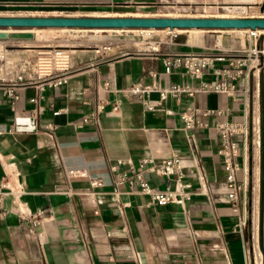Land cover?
<instances>
[{
  "label": "crops",
  "instance_id": "crops-1",
  "mask_svg": "<svg viewBox=\"0 0 264 264\" xmlns=\"http://www.w3.org/2000/svg\"><path fill=\"white\" fill-rule=\"evenodd\" d=\"M153 2L0 0V16L39 7L111 8ZM177 38L161 43L158 54L120 48L104 59L90 51L74 57L79 50L73 51V74L59 88L19 80V73L0 79V264H248V243L239 224L243 195L236 202L221 197L227 172L218 154L217 124L224 119L251 121L256 111L257 125V78L250 75L248 93L246 81H241L238 97L198 92L149 110L142 98L129 95L118 111H112L121 90L152 83V73L162 86L187 84L196 90L204 82L216 85L226 80L214 70L201 80L183 71L168 73L167 54L212 51L218 40L225 49L248 44L233 34L199 45ZM226 65L216 63L217 69ZM150 98L158 100L159 94ZM101 102L105 109L97 115ZM188 108L223 115L205 118L208 128L189 132L181 117ZM28 117L35 119V132L18 129L17 120ZM256 131L258 157V125ZM250 143L249 137V171ZM244 154L240 143L239 162H244ZM173 156L182 158L184 182L189 185L184 207L148 205L146 196L115 192L118 173L128 170L129 162L138 166L146 158ZM13 172L18 174L10 178L15 192L3 190L6 175ZM255 173L257 180L258 165ZM148 179L159 190L174 187L163 177ZM39 210L44 212L41 216Z\"/></svg>",
  "mask_w": 264,
  "mask_h": 264
},
{
  "label": "built area",
  "instance_id": "built-area-1",
  "mask_svg": "<svg viewBox=\"0 0 264 264\" xmlns=\"http://www.w3.org/2000/svg\"><path fill=\"white\" fill-rule=\"evenodd\" d=\"M190 30V29H187ZM212 32H222L225 30H209ZM228 31V30H226ZM261 30H246L248 35V44L242 46L239 49H225L222 43L219 44V40L216 43L214 50H208L207 52H186V53H174L167 54L164 58V65L167 72L183 71L185 75L194 79H202L204 75L214 70L217 76L224 75L226 80L219 82L216 85L210 83H202L199 90L191 88L187 84H172L168 86H162L157 81V75L152 73L153 82L150 84L138 83L134 84L126 89L121 90V97L112 103V111H118L123 98L131 95L137 96L144 100L146 107L149 110L160 108L170 98H176L180 100L183 96L194 97L198 92H216L220 94H229L233 97H238V84L241 81H246L244 89L248 93V79L250 75L257 78V86H261V77L263 83V125H264V49L259 46V39L261 37ZM171 39L177 38V33L169 31ZM159 47L150 48L149 51L154 54L160 53ZM63 48H56L54 50H43L44 52L39 55V69L34 71L30 69H23L18 76L19 80H28V82H35L36 80L42 81L50 87L59 88L66 85L73 74L74 63L73 57L67 54H61ZM117 50L112 45H107L97 50V54L104 59L111 58L117 54ZM45 63L44 68L41 69L40 63ZM226 62L227 65L223 69H217L216 63ZM30 68V67H29ZM153 93L159 94L158 100H151ZM260 97V95L258 96ZM33 102H37L36 98L32 99ZM105 109V105L101 102L97 106V115ZM221 111L214 110H199L194 108H188L182 113L181 117L184 121V127L187 131L192 132L196 129L208 128L209 125L205 118L210 116H222ZM256 111L252 116L251 121L245 120L242 122H236L233 120H221L217 124V130L221 141V148L218 154L223 159L224 168L227 172V185L225 192L222 194V199L228 202H236L239 195H243V208L247 209L248 205V190L250 181V171L247 167L246 149L248 145V139L251 134V130L256 134ZM259 134V147H261L260 137V115L258 123ZM255 141V140H254ZM240 143H243L245 148L244 162H239L240 156ZM263 146V162H264V132L262 138ZM0 160L3 158L0 156ZM182 158L179 156H173L170 158H163L157 160L155 158H146L141 160L138 166L129 162V169L120 171L118 173V180L115 184V192L117 194H135L148 197V205L166 206L168 204H178L184 207L185 201L189 198V185L184 182L185 172L182 168ZM123 163V162H121ZM18 175L16 172L6 175V181L2 184L1 188L10 192H15L11 187L10 178ZM149 175H155L168 179L174 183V187H168L167 190H159L154 187L149 179ZM260 175V170H259ZM254 177V174H253ZM257 182H260V177ZM96 183V182H95ZM254 183V180H253ZM258 192H260V186L258 185ZM255 190V188H253ZM1 191V190H0ZM252 206V223L256 225L257 229V243L259 238L263 236L264 242V196L260 206L259 198L257 204L253 199ZM236 211L238 210L237 206ZM43 210H39L37 216L43 214ZM36 219L37 216L29 214L28 217ZM248 217L243 215L241 220V229L246 226ZM37 224V222H36ZM259 245V244H258ZM260 249V247H259ZM254 257L256 264V251L254 249ZM262 259V257H261ZM249 264V262H248Z\"/></svg>",
  "mask_w": 264,
  "mask_h": 264
},
{
  "label": "rangeland",
  "instance_id": "rangeland-1",
  "mask_svg": "<svg viewBox=\"0 0 264 264\" xmlns=\"http://www.w3.org/2000/svg\"><path fill=\"white\" fill-rule=\"evenodd\" d=\"M258 4H254V3ZM143 17V18H257L264 17V0H154L150 4L102 7H39L31 11L9 14L5 17ZM3 17V16H0ZM10 31H30L33 38H7L0 39V79L12 78L23 69H39V53L43 50H54L57 47H66L75 53L90 51L97 54V50L104 46L112 45L118 51L125 48L128 51L136 49H150L159 47V42L165 44L170 39L169 31L163 29H65V28H15ZM202 31L179 30L177 39H183L194 45L206 43L207 40L216 41V37L225 35H238L243 42L248 43L246 32L236 30L213 33L209 30ZM44 33V34H43ZM259 46L264 49V31L261 32ZM43 34V35H42ZM127 48V49H126ZM73 57V58H74ZM30 67V68H29ZM260 97L257 98L258 117L260 115L261 147L257 145L256 134H250V181L248 190V205L246 226L243 234L247 244L248 262L255 264L254 249L256 251V264H264L263 236L257 243L256 225L252 223L253 199L255 205L259 198L260 206L264 196V162L262 138L263 125V83L261 77ZM257 127V126H256ZM255 140V141H254ZM258 165V178L256 180V166ZM260 170V175H259ZM254 174V177H253ZM254 180V183H253ZM258 185L260 192H258ZM255 188V190H253ZM244 209L242 210V218ZM239 224L241 225V220ZM238 224V225H239ZM241 229V228H240ZM241 234V231L239 232ZM259 244V245H258ZM260 247V249H259ZM262 257V259H261Z\"/></svg>",
  "mask_w": 264,
  "mask_h": 264
},
{
  "label": "water",
  "instance_id": "water-1",
  "mask_svg": "<svg viewBox=\"0 0 264 264\" xmlns=\"http://www.w3.org/2000/svg\"><path fill=\"white\" fill-rule=\"evenodd\" d=\"M83 28V29H204V30H264V17L257 18H143V17H0V39L33 38L30 31L15 28ZM18 129L37 130L32 117L19 118Z\"/></svg>",
  "mask_w": 264,
  "mask_h": 264
},
{
  "label": "bare ground",
  "instance_id": "bare-ground-1",
  "mask_svg": "<svg viewBox=\"0 0 264 264\" xmlns=\"http://www.w3.org/2000/svg\"><path fill=\"white\" fill-rule=\"evenodd\" d=\"M49 28H54V27H49ZM62 28H64V27H62ZM65 29H68V30H70L71 28H65ZM94 29H98V28H94ZM101 30V29H100ZM163 30H167V31H173V32H175V31H179V30H185V29H175V30H171V29H163ZM190 30H192V29H190ZM196 30H201V29H196ZM239 30H245V32H246V30H248V29H239ZM262 31V30H261ZM264 31V30H263ZM44 34V33H43ZM42 34V35H43ZM57 48H66V47H57ZM44 51H41L39 54H42ZM58 53H61V54H67V55H69V56H72V51L70 50V49H65V50H63L62 52H60V51H57ZM97 52V51H96ZM40 66H41V69L42 68H44V66H45V63H43V62H41L40 63ZM258 123H259V120L257 121V125H258Z\"/></svg>",
  "mask_w": 264,
  "mask_h": 264
}]
</instances>
